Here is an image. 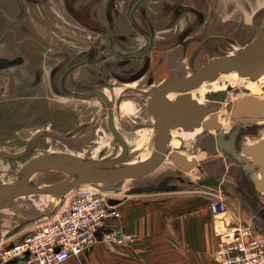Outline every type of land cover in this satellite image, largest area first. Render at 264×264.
Here are the masks:
<instances>
[{
	"label": "rangeland",
	"instance_id": "rangeland-1",
	"mask_svg": "<svg viewBox=\"0 0 264 264\" xmlns=\"http://www.w3.org/2000/svg\"><path fill=\"white\" fill-rule=\"evenodd\" d=\"M65 1L0 0L1 183L13 182L17 176L12 171L19 172L27 162L45 153L65 152L97 159L111 158L122 150L107 125V105L94 97L78 100L58 95L54 91L52 68L57 62L60 67H63L69 61L94 49L92 47L94 40L102 32L113 34L121 42L119 39L121 33L127 32L125 29L129 27L127 9L134 0H113L111 15L106 13L109 0H72L80 3L77 9L82 8L81 5L84 3L91 8V14L88 16L91 26H86L75 19ZM173 1L144 0L140 8L146 7L149 11L151 10V13H156L155 18L152 14L151 17L149 16L150 21L177 19L176 27L171 32L173 36L183 31L184 36H191L189 41L201 38V42L205 45H210L212 39L221 41L220 44L213 45L210 53L206 51L198 53L193 59L195 69L214 56L236 52L239 47L245 46L255 38L256 25L264 26V0ZM180 4H188L192 8L190 11L180 12L177 10ZM165 5L168 9L172 8L170 15ZM195 18H200L201 23L199 27L193 29L190 23ZM201 31L203 36L199 38ZM172 40L171 44H168L176 45L178 42L176 38ZM202 43H194L189 55ZM144 44L145 39L141 37L135 42V49L141 48ZM117 46L119 47L118 44ZM98 50L102 52L97 58L98 62L87 64L85 67L105 66L101 61L104 56L110 54L103 53L106 50L103 42L98 46ZM142 62L143 59L136 60L135 64L139 66ZM80 72L81 70H77L75 73ZM188 72L190 74L189 69ZM166 75L156 78L153 86L148 89L147 95L144 98L140 97L143 102L136 101L134 112L144 116L143 120L141 118L143 122L135 123L121 119L122 113L128 114L132 111L122 112L117 118V127L126 140L136 138L145 143L141 148L144 152L140 154L133 151L136 144L129 143L131 150L128 162L147 157L154 148V134L148 130L153 126L150 122L152 116L149 114L147 103L155 85ZM224 78V76L221 77V79ZM109 82L115 83L114 80ZM221 89H226V96L219 102L220 108L216 114L221 119L223 128L221 130L202 128V136H195L182 129L185 133L183 147L176 148L171 145L172 150L188 152L189 149L195 148L199 151L198 148L203 141L204 144L219 143L226 151L240 152L243 144L252 143L264 137V119L238 121L231 115L233 103L239 96L254 94L264 98V75L257 79L250 77L249 80L242 81L233 79L232 82L220 84L216 90L210 89L208 92L212 95ZM108 90L114 95L120 92V88L112 87L111 84L108 85ZM199 100L205 103L211 102L205 97V93L200 95ZM131 101H127L126 104ZM139 125H144L145 128L137 132L139 130L135 128ZM41 130L45 131V134L33 140V136ZM92 130L97 132L96 139L88 142L86 146H80L82 144L79 143V139L82 134ZM56 133L60 136L58 137ZM247 136L251 139L246 140ZM68 139H75L78 145L69 144ZM3 151H23L24 154L19 158H11L3 156ZM251 161L248 165L254 169L256 177H260V166ZM67 175L61 170H49L37 173L32 182L35 185H46L63 180ZM261 193L264 199V192L261 191ZM64 198L65 195L59 193L23 195L10 206L2 209L0 214L12 220L14 228L11 235L17 234L21 237L23 212L30 213L31 210L35 211L38 208L45 210L51 208L54 211L61 205ZM48 214L43 213L38 220L46 219Z\"/></svg>",
	"mask_w": 264,
	"mask_h": 264
},
{
	"label": "crops",
	"instance_id": "crops-1",
	"mask_svg": "<svg viewBox=\"0 0 264 264\" xmlns=\"http://www.w3.org/2000/svg\"><path fill=\"white\" fill-rule=\"evenodd\" d=\"M151 14L156 17V13L150 10V17ZM137 18L143 22L145 16L140 12ZM153 22L157 23V20ZM172 29L167 34L159 32L158 39L172 35ZM192 47L188 45L186 58L181 46L170 45L154 56L165 57L170 62L172 74L185 76L189 74V51ZM178 48L180 60L184 63L175 69L172 61L179 56L176 54ZM134 110L121 115V119L143 122L144 117ZM153 121L154 117L150 122ZM144 128L135 129L140 132ZM201 129L193 134L202 136ZM148 130L154 134L155 142L154 127ZM172 133L174 138L169 147H183L185 133L182 129ZM127 141L136 144L133 148L135 153L144 152L141 148L145 143L141 139L128 138ZM198 149L186 150L188 152L176 149L189 158H198L199 164L189 171L179 168L167 158L149 174L121 181L116 189L118 199L115 202L121 209V217L112 218L109 223L133 234V241L123 245L99 241L80 256L71 257L62 264H220L218 245L228 223L238 217L255 219L257 231L264 234V199L255 185V171L248 165L252 159L241 151H226L219 143L204 144L202 141ZM214 195H222L226 199L229 204L226 213H212L210 201ZM52 211L51 208H38L30 213L23 212V235L33 231L43 221L38 220L43 213ZM13 228L12 220L0 214V239L9 237ZM16 236L19 238V235Z\"/></svg>",
	"mask_w": 264,
	"mask_h": 264
},
{
	"label": "water",
	"instance_id": "water-1",
	"mask_svg": "<svg viewBox=\"0 0 264 264\" xmlns=\"http://www.w3.org/2000/svg\"><path fill=\"white\" fill-rule=\"evenodd\" d=\"M141 1L143 0H134L130 7V15ZM183 9L186 8L183 7L181 10ZM197 24L199 21L194 25ZM150 42L149 40L148 45ZM142 52L135 55L138 56ZM83 62L84 60L73 63L66 71ZM232 70L241 76L251 78L264 74L263 25H257L255 38L245 46L239 47L236 52L214 56L207 63L193 69L190 74L171 75L157 85L148 102V109L154 117L152 126L155 129V142L152 152L147 157L133 162L127 161L131 149L117 129L113 109H110L109 126L115 140L122 146L119 154L111 158L97 159L65 152L42 154L27 162L19 172H14L17 178L13 182L0 183V211L23 195L59 193L66 196L85 184L95 185L107 191L116 190L121 181L145 176L158 168L167 158L185 171L193 169L199 164L197 157L189 158L185 153L171 150L169 147L174 138L172 130L183 129L186 132H195L198 128L221 130L223 126L216 112L220 108L219 102L226 96V91L220 90L212 95L207 93L206 98L211 100L210 103L199 101L193 96L192 91ZM98 93L108 99L103 92ZM172 93L176 95L171 97ZM231 115L238 121L264 119V98L254 94L239 96L233 103ZM44 134L45 131L41 130L32 139L36 140ZM92 139L93 134H88L81 138V142L85 144ZM240 151L260 166V177H257L255 185L259 191L264 192V137L243 144ZM22 154L24 152H2L3 156L11 158ZM52 169L64 171L68 175L63 180L46 185L33 184V177L37 173Z\"/></svg>",
	"mask_w": 264,
	"mask_h": 264
},
{
	"label": "flooded vegetation",
	"instance_id": "flooded-vegetation-1",
	"mask_svg": "<svg viewBox=\"0 0 264 264\" xmlns=\"http://www.w3.org/2000/svg\"><path fill=\"white\" fill-rule=\"evenodd\" d=\"M143 1H141L138 4V6L135 8V10L131 15H130V7L134 1L129 5L127 9V21L129 22V27L125 29L127 30V32L121 33L119 38L121 42H119L113 36V34L109 32H102L98 34L96 36V39L94 40V43L92 45L94 49L87 51L84 55H82L81 57L75 60L69 61L63 67H60V65H58L59 62H57V64L52 68V80H53L52 82L54 86V91L58 95H62L67 98L86 100L94 97L100 101H103L107 105V110H108L107 125L109 128H110L109 126L110 109H113L115 125L117 127L118 126L117 118L120 115V113L126 111L129 112L133 111L134 108L136 107L135 106L136 101L140 100V97L144 98L145 95H147L148 89L153 86L154 82L156 81V78H160L163 76V74H167L165 77L161 79V81H159V83H161L165 78L171 75H179V74H172L170 72L171 70L170 62L166 60L165 57L156 58L154 54L159 55L160 54L159 52L162 51L164 47L171 44V41H173L172 39L174 38H176V41H178L177 44L174 46L175 47L181 46L184 58H186L188 45H193L196 42L202 43L200 38L203 36L202 31L199 35L200 39L198 40L189 41V38L191 36L188 35L184 36V34L182 33L183 31H181L179 35H174V36L165 35V37L162 36L163 38L158 39L157 34L159 32L161 33L163 32L165 34L169 33V31H171L172 28L176 27L175 22H177L178 20L174 18H172V20L167 18L161 21H157L159 22L160 25L153 22V20L150 21L149 20L150 11L146 7L140 8V5L142 4ZM65 4L67 5L68 10L75 19H77L79 22H81L86 26H91V22L88 20V16L91 14V10H90L91 8H88V5L84 3V5H81L83 6L82 8L77 9L76 8L77 5H80L79 2L66 0ZM112 5H113V0H109L106 6L107 14L111 15ZM164 7L166 8L168 15H170L172 13V8L170 7L168 9L166 5ZM183 7H185L186 9L181 10ZM159 8H163V7H159ZM191 8L192 6L188 4H180L177 7V10L180 12H184V11H190ZM140 12L145 16L143 22H140L137 18V13ZM198 21L200 24L201 23L200 18H195L194 20L191 21L190 26L193 29H196L197 27L200 26L199 24L194 25ZM141 37L145 39V44L141 48L135 49V42H137ZM149 40L151 41L150 45H148ZM102 42L106 48V50L103 51V53L105 52L107 54H110L104 56L103 60L101 61L103 64H105V66L92 67L93 65H91L89 67H85V65L87 64L88 65L96 64L98 62L97 58L100 56V54H102V52L98 50V46ZM210 43H211L210 45L209 44L205 45L202 43L198 45V47H195L193 49L192 53L190 54V60H189L190 63L188 65V69L190 73L193 69H195L193 65V59L196 58L198 53L201 51L202 52L206 51L207 53H210L213 45L220 44L221 41L219 39H212ZM117 44L119 45V47L117 46ZM145 47L147 48L145 49ZM179 49L180 48H178V52H176V54L177 53L179 54ZM140 51H143L142 54L138 56L135 55ZM140 59H143V62L138 66L135 64V61ZM81 60H84V62L66 71V69L70 65H72L75 62H79ZM183 63L184 62L180 60V54L179 56H177V59L175 57V59H173L172 61L173 68L175 69L177 68L179 69ZM77 70H81V72L76 74L75 72ZM109 80H114L115 83L113 84L109 82ZM109 84H111L112 87L116 86L117 88H120V92L116 95L111 93L108 90ZM157 85H155V88L157 87ZM98 92H103L108 99H105L103 95L99 94ZM151 96L149 97L148 102ZM129 100L132 101L129 102V104H126V102ZM140 102L143 101L140 100ZM110 103H112L113 105L111 106ZM131 105H133L134 107H132ZM147 107H148V103H147ZM149 114L153 117L150 111ZM122 115H125V113H122ZM141 116L144 117L143 115ZM117 129L119 130L118 127ZM88 134H93V139L90 140L91 142L95 140L97 137V132L94 130L84 132L79 139V143L82 144L80 146H86L88 142L83 144L81 142V138L87 136ZM56 135L58 137L60 136L59 133H56ZM67 142L71 145H78L75 139H68ZM116 142L119 143L118 141ZM21 152L23 153V151H17L13 153H21ZM22 156L23 154L16 158ZM14 172L17 171H12L13 174H15Z\"/></svg>",
	"mask_w": 264,
	"mask_h": 264
},
{
	"label": "built area",
	"instance_id": "built-area-1",
	"mask_svg": "<svg viewBox=\"0 0 264 264\" xmlns=\"http://www.w3.org/2000/svg\"><path fill=\"white\" fill-rule=\"evenodd\" d=\"M117 195L116 190L95 185L74 189L33 231L0 239V264H62L99 241L118 245L133 241V234L109 223L121 217ZM210 208L222 214L229 204L222 195H214ZM256 223L238 217L227 224L218 245L220 264H264V234L257 231Z\"/></svg>",
	"mask_w": 264,
	"mask_h": 264
},
{
	"label": "bare ground",
	"instance_id": "bare-ground-1",
	"mask_svg": "<svg viewBox=\"0 0 264 264\" xmlns=\"http://www.w3.org/2000/svg\"><path fill=\"white\" fill-rule=\"evenodd\" d=\"M222 76H224L225 78L221 79ZM261 76H259V77H261ZM259 77H257V78H259ZM257 78H253V79H257ZM233 79H238L239 81H242V80H249L250 77L249 76H241L238 74L237 71H230L228 73H222L219 76V78H217L215 81H212V82L207 81V82L203 83L199 88L194 89L192 91L193 96L199 100L200 95H202L203 93H205V97H206V94L209 93L208 90L209 91H210V89L216 90L218 85L224 84V83L228 84V83L232 82ZM221 90L226 91V89H221ZM218 91H220V90H218ZM174 95H176V94L175 93L170 94L171 97H174ZM199 101H201V100H199ZM201 102H204V101H201ZM174 130H177V129H174ZM174 130H172V132ZM190 133H193V132H190ZM52 170H56V169H52Z\"/></svg>",
	"mask_w": 264,
	"mask_h": 264
}]
</instances>
